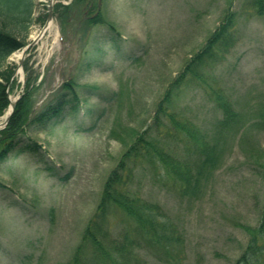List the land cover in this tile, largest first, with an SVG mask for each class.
Returning a JSON list of instances; mask_svg holds the SVG:
<instances>
[{
  "label": "rangeland",
  "instance_id": "1",
  "mask_svg": "<svg viewBox=\"0 0 264 264\" xmlns=\"http://www.w3.org/2000/svg\"><path fill=\"white\" fill-rule=\"evenodd\" d=\"M99 5L107 23L94 25L87 22L91 8L85 3L35 0L28 33L14 31L24 46L0 63V72H12L8 92L14 82L9 99L15 105L26 95L27 82L32 112L71 79L78 98L62 117L20 133L18 148L37 146L0 160V264H71L106 180L140 134L192 174L201 166L199 143L215 147L216 162L197 197L178 191L164 177V166L132 164L129 188L157 204L182 241L172 261L144 246L135 255L144 264H234L249 239L244 227L257 226L264 212V15L254 0ZM227 13L233 40L223 59L194 66L185 81L174 84ZM19 53L22 66L14 60ZM172 86L165 117L155 123ZM218 97L235 112L227 128L219 127L224 112ZM10 105L0 114V131ZM177 122L206 139L194 142ZM105 219L113 238L133 229L117 209ZM88 263L95 264L92 257Z\"/></svg>",
  "mask_w": 264,
  "mask_h": 264
},
{
  "label": "trees",
  "instance_id": "2",
  "mask_svg": "<svg viewBox=\"0 0 264 264\" xmlns=\"http://www.w3.org/2000/svg\"><path fill=\"white\" fill-rule=\"evenodd\" d=\"M34 1L0 0V63H6L13 53L24 46L22 39L14 31L23 29L28 33L34 14ZM73 1L80 4L85 3L91 8L87 13L88 23L94 25L107 23L99 10L100 0ZM254 3L259 14L264 15V0H254ZM232 25V18L227 13L205 45L180 73L174 84L185 81L194 66H203L205 63H214L223 59V52L228 47V43H232L233 40L230 36ZM0 77L2 79L0 81V114H2L11 103L9 95L15 84L12 83L10 92H8L12 72H0ZM26 84V88H28L26 95L24 94L17 101L6 127L0 131V160L5 159L9 152L17 151L22 154L31 150L33 146H37L34 143L18 148L20 133L30 124L44 126L52 120L62 117L66 106L73 101H78L75 93L76 84L71 79L64 82L57 94L40 110L32 112L33 101L30 89L32 83L27 82ZM172 88L173 86L167 89L162 99L164 102H160L155 111V123H158L161 115L165 117V112L168 110L165 104L170 100ZM69 96L72 97V100H69ZM218 100L224 112L219 127L220 129L227 128L235 121V112L222 98L218 97ZM73 107L76 109L77 106ZM168 116L169 119L172 118V113H169ZM185 125V123H176V126L181 130L188 132L190 139L194 142L206 139L205 136L189 134L190 131L187 130L189 128ZM157 144V142L147 140L144 134H140L124 153L103 186L96 214L86 228L71 264H89L88 261L91 260V257L95 264H144L141 257L135 255V250L142 246L148 250L152 249L153 253L157 255L165 256L169 259L167 261L177 259L182 243L181 236L162 217L161 208L157 204L147 203L131 191L129 188V181L133 173L131 166L139 160L150 164L155 163L158 169V166L162 165L166 168L164 177L171 178L178 191L185 196L197 197L207 169L213 167L216 162L215 147L199 143L200 160L198 162L201 166L196 169L195 174H192L188 170V166L173 160L166 150L158 148ZM111 209L122 211L131 222L130 225L133 229L127 230L122 236L123 239L111 237V232L107 228L105 217ZM244 228L249 234V239L234 264H264V212L261 213L257 226Z\"/></svg>",
  "mask_w": 264,
  "mask_h": 264
},
{
  "label": "water",
  "instance_id": "3",
  "mask_svg": "<svg viewBox=\"0 0 264 264\" xmlns=\"http://www.w3.org/2000/svg\"><path fill=\"white\" fill-rule=\"evenodd\" d=\"M48 17H49V19L51 21L52 20V17H53L51 11L49 12V16ZM20 65L22 66V63ZM14 107H15V103L14 102H11V105H10V108H9V111H8V114H7L6 119H5V122L3 124L4 126H6V124L8 123V121L10 119V116L13 113Z\"/></svg>",
  "mask_w": 264,
  "mask_h": 264
},
{
  "label": "bare ground",
  "instance_id": "4",
  "mask_svg": "<svg viewBox=\"0 0 264 264\" xmlns=\"http://www.w3.org/2000/svg\"><path fill=\"white\" fill-rule=\"evenodd\" d=\"M49 28L51 27V22L49 23ZM42 33H43V31H41L39 34H38V36H36L35 38H36V40L37 39H39V37L42 35ZM34 38V39H35ZM18 59H21V63L23 64V60H24V54H22V53H19V54H17V55H15L14 56V60H18ZM22 71H21V69H19V71H18V73H21Z\"/></svg>",
  "mask_w": 264,
  "mask_h": 264
}]
</instances>
